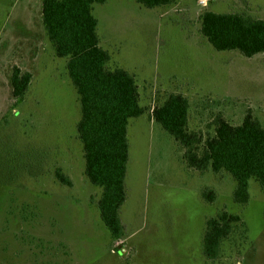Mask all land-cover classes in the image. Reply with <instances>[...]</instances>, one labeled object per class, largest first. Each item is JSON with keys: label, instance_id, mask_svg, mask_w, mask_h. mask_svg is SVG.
<instances>
[{"label": "rangeland", "instance_id": "rangeland-1", "mask_svg": "<svg viewBox=\"0 0 264 264\" xmlns=\"http://www.w3.org/2000/svg\"><path fill=\"white\" fill-rule=\"evenodd\" d=\"M206 10L264 18V0L94 4L108 67L134 75L144 108L128 125L125 236L114 239L100 215L102 189L85 172L79 93L68 58L48 37L43 0H0V264H264L260 183L251 178L249 201L235 202L233 175L191 167L181 142L153 116L169 94L182 93L191 129L207 132L218 113L241 123L250 109L264 124V52L217 50L202 32ZM15 66L32 75L22 101L13 95ZM205 187L215 200L202 201ZM221 207L245 221L209 261L201 238Z\"/></svg>", "mask_w": 264, "mask_h": 264}, {"label": "trees", "instance_id": "trees-1", "mask_svg": "<svg viewBox=\"0 0 264 264\" xmlns=\"http://www.w3.org/2000/svg\"><path fill=\"white\" fill-rule=\"evenodd\" d=\"M106 0H43V21L59 57L68 58V73L79 93L81 118L79 137L85 153V172L102 189L98 205L100 215L114 239L125 236L121 210L127 201V174L130 160L129 121L144 113L139 86L127 69L108 67L110 53L100 45L99 24L94 4ZM149 8L171 4L175 0H137ZM202 32L217 50H239L245 56L264 52V18L245 12L202 13ZM31 72L15 66L13 95L23 100L31 82ZM188 98L171 93L154 107L153 116L175 136L184 148L189 165L197 170L230 172L237 180L234 200L245 204L250 199V180L264 189V124L249 110L241 123L215 115L202 129H191ZM59 181L71 184L60 169ZM206 201L215 200L216 191L205 187ZM241 215L221 207L207 219L204 254L209 260L221 257L222 244L228 239Z\"/></svg>", "mask_w": 264, "mask_h": 264}, {"label": "crops", "instance_id": "crops-1", "mask_svg": "<svg viewBox=\"0 0 264 264\" xmlns=\"http://www.w3.org/2000/svg\"><path fill=\"white\" fill-rule=\"evenodd\" d=\"M158 8V7H157ZM200 195H201V199H202V201H205L206 202V199L205 198H203V196H202V193H200ZM206 203H208V202H206ZM124 207V206H123ZM219 210V209H218ZM217 210V211H218ZM217 211H216V213H217ZM215 213V214H216ZM214 214V215H215ZM214 215H211V216H214ZM211 216H209V217H211ZM209 217H207V219L209 218ZM207 219H206V222H207ZM205 230H206V226L204 227V229H203V234H202V238H201V244H202V247H203V250H204V245H203V243H204V234H205ZM186 236L189 238V236H190V234H186ZM205 255V254H204ZM209 260V259H208ZM209 261H211V260H209ZM172 264H176L175 263V260L173 261V263ZM181 264V263H180Z\"/></svg>", "mask_w": 264, "mask_h": 264}, {"label": "built area", "instance_id": "built-area-1", "mask_svg": "<svg viewBox=\"0 0 264 264\" xmlns=\"http://www.w3.org/2000/svg\"><path fill=\"white\" fill-rule=\"evenodd\" d=\"M201 2H204L205 4L208 3V0H199Z\"/></svg>", "mask_w": 264, "mask_h": 264}]
</instances>
